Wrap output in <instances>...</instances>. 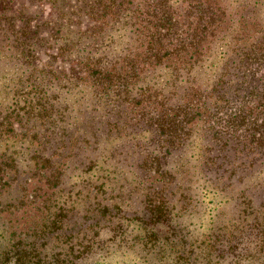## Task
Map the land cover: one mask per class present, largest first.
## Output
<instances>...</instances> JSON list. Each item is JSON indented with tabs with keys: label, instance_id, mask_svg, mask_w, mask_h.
Instances as JSON below:
<instances>
[{
	"label": "trees",
	"instance_id": "obj_1",
	"mask_svg": "<svg viewBox=\"0 0 264 264\" xmlns=\"http://www.w3.org/2000/svg\"><path fill=\"white\" fill-rule=\"evenodd\" d=\"M26 1L60 0H0V264H130L129 242L147 264H222L231 225L264 227V0H63L104 21L51 32ZM193 140L231 205L198 249L159 227L190 204L167 158Z\"/></svg>",
	"mask_w": 264,
	"mask_h": 264
},
{
	"label": "rangeland",
	"instance_id": "obj_2",
	"mask_svg": "<svg viewBox=\"0 0 264 264\" xmlns=\"http://www.w3.org/2000/svg\"><path fill=\"white\" fill-rule=\"evenodd\" d=\"M62 1L63 0L59 1V8L56 7L55 3H51L50 1H26L25 5H30V7L28 9V16L25 17V19L28 18L29 24L36 30H50V32L54 30L57 20H60L59 16L61 18L64 17L61 19L59 24H62V26L69 24L71 28H75L78 25L83 27L88 25L91 27V29H93V27L97 25H102L104 20L97 19L95 14L92 13L94 7H91L90 10L85 13V15H81V13L84 12H78L77 8H70L72 5L69 7L67 6L65 10H63L65 3ZM99 10L100 9H96L95 11L98 12ZM95 30L97 29H94L93 31ZM170 33L171 32H168L169 37ZM45 44L41 45L42 49ZM46 52H50V49ZM49 55L50 53H39V56L43 58V62L47 61ZM53 62L56 67H59V57L53 60ZM195 153L196 143L193 140L189 141L184 146L181 153L173 154L167 158V168H171L175 164L184 162V168H188V170L193 173V176H190L188 183L191 186V189L188 190L190 204L186 209L182 210L178 214L171 213L166 221V226L164 225L165 222H162L159 224V227L163 235H167L171 238H174L175 240L181 238V242L186 244V246H191L193 249H198V245L202 243L203 239L198 240L196 238L203 232H208L209 227L211 226L210 224L213 221L214 225L217 226L219 219L218 216H220L223 220H227L229 216L231 217L228 209V207L231 209V205L226 204L228 196L225 197L221 193L219 194L214 190L203 187L194 167L196 163ZM153 171L154 167L151 170V174ZM221 210L222 214H218ZM261 213L264 214V209L261 211ZM231 226L234 229L232 231V239H234V244H230L228 251H226V245L221 244V246H219V251H224L222 254H225L224 259L222 257L220 263L264 264V227L260 228L257 232L255 226L251 225L248 229H245V224L242 225L243 228L242 226L238 228V225ZM238 230L246 231V233L242 234L241 237L236 240ZM126 231L127 234H130V236L137 232L134 229L132 230V224L127 227ZM132 244V242H129V244H124L125 246H129L130 249L127 251V254L123 255V259L129 261L130 264L149 263H145V255H139V253L142 252L141 248L133 247ZM245 248H247V251L242 256L241 254ZM200 262L201 264H207L204 259ZM94 264L97 263L95 262ZM209 264H212V262Z\"/></svg>",
	"mask_w": 264,
	"mask_h": 264
}]
</instances>
